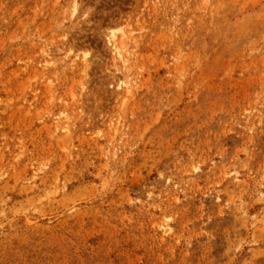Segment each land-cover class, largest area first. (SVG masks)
Wrapping results in <instances>:
<instances>
[{"label": "rangeland", "instance_id": "374dc122", "mask_svg": "<svg viewBox=\"0 0 264 264\" xmlns=\"http://www.w3.org/2000/svg\"><path fill=\"white\" fill-rule=\"evenodd\" d=\"M0 264H264V0H0Z\"/></svg>", "mask_w": 264, "mask_h": 264}]
</instances>
